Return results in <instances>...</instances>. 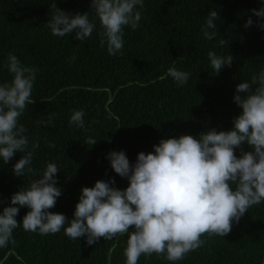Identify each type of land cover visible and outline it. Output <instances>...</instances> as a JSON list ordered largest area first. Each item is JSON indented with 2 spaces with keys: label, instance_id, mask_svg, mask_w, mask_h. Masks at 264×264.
<instances>
[{
  "label": "trees",
  "instance_id": "16d2710c",
  "mask_svg": "<svg viewBox=\"0 0 264 264\" xmlns=\"http://www.w3.org/2000/svg\"><path fill=\"white\" fill-rule=\"evenodd\" d=\"M54 2L72 15L89 12L96 23L92 36L78 41L75 31L65 37L52 35L46 24L55 11L50 9ZM143 4L142 10L137 6L141 11L137 29L124 28L122 54L110 56L107 45H100L102 28L91 0H0V84L13 79L5 67L9 53L38 69L34 103L27 105L18 122L27 129L29 147L39 144L32 163L36 175L14 174L22 153L8 163L0 158V213L13 194L41 178L37 176L48 163H55L62 195L49 211L71 221L82 188L112 179L121 190L129 186V180L112 169L109 153L124 151L134 165L140 152H154L153 146L162 139L198 138L213 128H233L234 118L242 112L234 102L237 85L264 71V29L252 12L264 8V0H143ZM211 10L220 19L215 38L206 40L201 29ZM249 18L254 23L245 28ZM209 51L232 55L231 67L216 75ZM172 67L191 74L185 85L178 86L168 75ZM74 110L85 112V128L69 125ZM49 114H54L52 124L38 123ZM89 137L97 142L87 145ZM242 148L252 150L247 143ZM235 151L240 157L241 150ZM29 211L20 208L15 243L0 248V264H126L127 234L88 245L86 237L73 240L63 228L56 234L28 232L22 222ZM201 239L204 245L183 260L172 262L152 254L141 255L138 264H264V202L249 208L239 223L234 221L225 237L204 234Z\"/></svg>",
  "mask_w": 264,
  "mask_h": 264
},
{
  "label": "clouds",
  "instance_id": "9594fccd",
  "mask_svg": "<svg viewBox=\"0 0 264 264\" xmlns=\"http://www.w3.org/2000/svg\"><path fill=\"white\" fill-rule=\"evenodd\" d=\"M137 6L142 10L143 0H91V9L102 28L100 45H107L110 56L122 54L125 26L137 29L141 20ZM50 9L55 11L46 26L54 36L65 37L75 31L74 38L85 41L96 29L89 12L72 15L55 2ZM252 12L260 18L258 27L264 29V8ZM218 19L216 10L209 11L201 29L206 40L215 38ZM253 23L249 18L244 26L248 28ZM208 58L216 75L225 66L231 67L234 59L215 51H209ZM71 59L74 61L75 56ZM5 67L13 79L0 84V158L8 163L17 152L22 153L13 166L14 174L36 175L32 163L39 144L29 147L27 129L18 121L27 105L34 103L31 95L38 69L22 64L12 53ZM168 75L183 86L191 74L172 67ZM234 102L242 112L234 118L231 130L213 128L198 138L181 135L162 139L153 146L154 152H140L134 165L124 151L109 153L112 169L127 178L129 186L121 190L114 187L112 179L82 188L71 221L64 214L49 211L55 207L62 189L57 186L60 169L55 163H48L37 176L41 178L13 194L9 206L0 213V248L15 243L13 231L21 226L16 217L22 207L30 209L22 222L28 232L56 234L63 228L73 240L86 237L88 245L102 237L111 240L127 234L126 264H138L141 255L152 254L180 261L204 245V234L225 237L232 231L234 221L239 223L249 208L264 202V71L237 85ZM53 116L49 114L47 120L41 118L38 123L50 125ZM84 117L83 110H74L69 125L85 128ZM96 142L92 137L85 141L87 145ZM245 143L252 150L244 151ZM237 148L241 150L240 157L236 155ZM133 227L134 231H129Z\"/></svg>",
  "mask_w": 264,
  "mask_h": 264
}]
</instances>
